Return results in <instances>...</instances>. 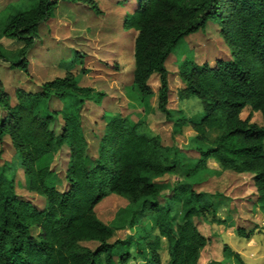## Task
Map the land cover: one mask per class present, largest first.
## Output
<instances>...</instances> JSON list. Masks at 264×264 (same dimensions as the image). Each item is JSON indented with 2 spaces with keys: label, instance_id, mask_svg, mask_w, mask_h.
Wrapping results in <instances>:
<instances>
[{
  "label": "trees",
  "instance_id": "16d2710c",
  "mask_svg": "<svg viewBox=\"0 0 264 264\" xmlns=\"http://www.w3.org/2000/svg\"><path fill=\"white\" fill-rule=\"evenodd\" d=\"M32 1L14 14L10 5L12 11L0 19V36L22 43L14 58L0 50V61L25 72L29 71L28 55L39 38L38 27L48 19L54 3ZM210 19L220 25L219 33L235 59H217L211 65L184 58L178 66L183 82L178 95L197 98L201 112L190 118L173 116L168 108L166 63L178 41ZM123 25L135 31V93L151 95L148 80L156 74L160 86L158 110L153 115H164L177 132L191 126L199 157L183 173L185 180L165 193L152 177L175 173L188 157L177 146L163 145L155 131L144 130L146 119L133 122L128 116L104 113L99 154L89 161L81 107L95 95L99 99L101 93L79 85L73 74L66 73L44 82L35 92L16 89V102L11 103L0 81V145L9 138L28 191L45 199L43 207H38L17 194L13 172L7 162L0 163V264H100L102 258L105 264H127L137 258L143 264H199V251L211 239L198 230L194 218L203 216L205 208L199 201L209 196L194 185L209 170V159L221 170L247 176L252 201L264 202V0H138ZM53 96L65 101L62 109L39 114L38 106ZM247 106L261 114L260 124L241 117ZM55 113L63 115L59 133L51 126ZM210 131L216 132L213 139ZM63 145L69 150L64 191L59 189L57 173L46 164L39 166ZM111 193L124 196L128 204L123 219L115 217L105 224L95 206ZM170 197L181 201L177 218L171 213ZM126 227L135 231L112 240L115 229ZM252 232L236 228L241 237L250 238ZM163 239L168 252L164 263L159 252ZM84 241L97 245L90 248ZM223 254L236 264H246L227 244Z\"/></svg>",
  "mask_w": 264,
  "mask_h": 264
},
{
  "label": "rangeland",
  "instance_id": "374dc122",
  "mask_svg": "<svg viewBox=\"0 0 264 264\" xmlns=\"http://www.w3.org/2000/svg\"><path fill=\"white\" fill-rule=\"evenodd\" d=\"M53 1L50 15L45 22L39 25V38L28 55L29 71L25 72L0 61V81L8 92L11 103L16 102L15 91L18 88L35 92L48 80L61 77L66 73L73 74L79 85L91 86L102 94L99 99L95 95L91 100H85L81 107V127L87 139L88 160L92 161L98 157L101 146L100 137L105 125V118L102 116L104 113L127 115L133 122L146 119L147 127L143 126L144 130L155 131L159 134L163 145L177 146L185 157H188L184 161L185 165L175 173H167L160 178L152 177L156 179L155 183L160 185L165 193L177 187V183L185 180L183 173L199 157L193 141L196 132L188 125L184 126L181 132H177L173 128V123L167 121L164 115H158V113L153 115L152 112L158 110L157 94L160 86L156 74L148 80L152 89L151 95L142 97L135 93L136 87L134 85L135 89L132 87L135 31L125 28L123 22L126 14L133 10L138 0ZM32 2V0H0V19H4L12 11L9 9L10 5H13L14 14L17 8L28 7ZM219 30L220 25L210 19L203 28L182 37L174 47L166 63L170 89L168 108L172 110L173 116L190 118L201 112V103L197 98L181 99L178 95L179 89L183 87V82L178 76V66L184 58H191L198 64L206 62L211 65L217 59L228 61L235 59L230 45L221 36ZM21 46L22 43L17 39L0 36V50L3 54L11 56L10 58H14ZM76 53L82 57L77 56ZM84 68L86 72H81ZM71 100V98L66 99V101ZM64 104V100L53 96L43 101L38 106L37 112L45 114L59 111ZM241 117H250L251 121L257 124L262 122L261 114L258 111H252L249 106L242 110ZM51 119V126L59 133L63 115L55 113ZM208 134L210 139H213L216 132L210 131ZM5 139L6 142L0 145V163L7 162L10 173L13 172L16 193L30 199L38 207H43L44 197L28 191L25 174L19 164L18 153L11 145L9 138ZM43 164L48 165L57 173L60 181L59 189L64 191L67 188L64 175L69 164L67 146L63 145L54 149L40 162L39 166ZM207 166L209 170L203 174L202 182L194 185L196 191L203 186L206 178L211 179L209 181L212 184L211 192H216L217 195L228 193L227 187L233 182H236V186L240 183L239 189L250 188V179L247 176L239 174L240 179L233 181L238 173L229 169L216 172L210 168L212 166L210 162H207ZM203 191L207 192L206 189ZM249 195L251 194L239 199L240 204L244 205V201L247 200L252 201L253 197ZM161 201L164 203L165 198ZM168 202L171 205V213L177 218L181 211V201L170 197ZM127 204L128 200L124 196L111 193L96 204L95 212L105 224H111L115 217L121 219L125 217L123 209ZM199 205H203L205 210L203 216L195 217L196 225L200 231L212 236L210 239L214 238L215 241H219L217 245L211 242L210 249L207 248L210 257L203 260V264H219L217 260L221 258V254L222 258L228 259L227 262H221V264H236L231 258L224 256V244L233 249L238 248L239 251L243 249L242 254L245 256V261H243L247 264H255L252 260L258 255H262L261 259L264 260V226L254 224L251 220L239 219V226H243L246 231L250 229L253 231L248 241L245 239L249 238H240L241 236H238L236 231L230 234L220 230V228L224 229V223L229 224V222L228 219L224 220L225 222H217L220 218H217L219 216L216 213L219 214L224 209L220 208L219 199L203 197ZM247 208L264 215V202L252 201ZM134 231L135 228L128 227L115 229L112 240L125 237ZM82 244L94 248L97 242L84 241ZM159 252L161 260L168 258L167 243L164 239ZM205 256L207 257V253ZM257 259L261 261L260 258ZM100 264H105L103 258ZM127 264H143V261L141 258L130 259Z\"/></svg>",
  "mask_w": 264,
  "mask_h": 264
},
{
  "label": "crops",
  "instance_id": "0c3cea01",
  "mask_svg": "<svg viewBox=\"0 0 264 264\" xmlns=\"http://www.w3.org/2000/svg\"><path fill=\"white\" fill-rule=\"evenodd\" d=\"M121 116H123V115H121ZM125 116H127V115H125ZM207 162L211 163L212 166H210V168H213L215 171L221 170L220 167L218 166L217 162L212 161V159H209ZM221 171H223V170H221ZM156 178H160V177H156ZM204 178H205V176H204ZM209 179L206 178L203 186L199 187V189L197 191L198 192H205L203 190L206 189L207 192H205V193L209 197H212V198L215 197L216 199L220 200V205H221L220 208L221 209L224 208V209L221 210V212L219 214L216 213V215L219 216L217 218H220V219H218L217 222H221V221L225 222L224 220H226V219H228V222H229V224L227 222L224 223V225H223L224 229L220 228L221 231H225V232L227 231L228 233L233 234L234 231H236L234 228L241 227L238 225L239 219L251 220L254 222V224H259V226H264V215L262 213L259 214L255 211H253L252 209L247 208L248 204L252 201L247 200V201H244V205L240 204L241 201L239 199L247 196L248 194H251L252 191L250 188L249 189H239L240 183H237V186H236L235 185L236 182H233L232 185L229 184L227 187L228 193H224V194L221 193L220 195H217L216 192H213V193L211 192L210 188H212V184L209 182V181H211V179L210 180ZM239 179H240V177L238 174L233 181L239 180ZM154 180H156V179H154ZM238 200L240 202H238ZM236 207H239V208L237 209ZM245 208H246V210H244ZM194 220H196V219L194 218ZM262 223H263V225H262ZM197 228H198V226H197ZM198 230L200 231L199 228H198ZM215 231H217V230H215ZM221 231H218V232L220 233ZM200 232L204 235L206 234L202 231H200ZM205 236H208V235L206 234ZM208 237L211 238L212 236H208ZM240 238H242V237H240ZM213 239L214 238H212L210 240V243L207 244L206 246H204L203 248H201V250L199 251V260H198L199 264H203V260L210 257L209 250H207V248L210 249L211 242H213V244H216V245L218 244L219 241H215V239L214 240ZM245 240L249 241L250 238L245 239ZM231 249H233V248L231 247ZM233 250L238 252V253L240 252L239 254H240L241 258L245 261V258H244L245 256L242 254L243 249L241 251H239L238 248L233 249ZM205 253H207V257L205 256ZM261 256L262 255H258L254 260H252V259L251 260L254 261L255 264H264V260L261 259L262 258ZM249 258H250V256H249ZM257 258H260L261 261L258 260ZM165 260L166 259H163L162 262L164 263ZM227 260L224 257L222 258V254H221V258H219L217 260V262H220L219 264H221V262H227Z\"/></svg>",
  "mask_w": 264,
  "mask_h": 264
}]
</instances>
